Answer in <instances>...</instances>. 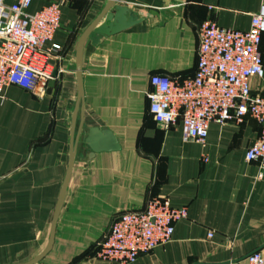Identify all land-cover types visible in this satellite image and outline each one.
Listing matches in <instances>:
<instances>
[{"label": "crops", "instance_id": "1", "mask_svg": "<svg viewBox=\"0 0 264 264\" xmlns=\"http://www.w3.org/2000/svg\"><path fill=\"white\" fill-rule=\"evenodd\" d=\"M14 0H5L7 4ZM50 0H32V13ZM107 0H67L51 50L54 78L37 97L14 84L0 101V264H24L46 248L68 168L77 100L76 47ZM264 0H117L136 22L87 37L82 49V111L75 160L49 250L35 264H116L95 258L114 216L152 196L187 207L169 242L128 264H246L264 252V169L245 152L260 125L210 123L205 144L183 141L180 125L149 112L150 76L181 81L197 64V28L246 30ZM211 7V8H210ZM103 17L98 26L107 25ZM260 52L264 62V33ZM90 129L107 130L116 149L92 152ZM204 157L207 159L204 161ZM212 236L208 237V232Z\"/></svg>", "mask_w": 264, "mask_h": 264}, {"label": "built area", "instance_id": "2", "mask_svg": "<svg viewBox=\"0 0 264 264\" xmlns=\"http://www.w3.org/2000/svg\"><path fill=\"white\" fill-rule=\"evenodd\" d=\"M31 1L7 4L0 0V101L8 84L42 97L47 82L54 78L47 60L51 50L59 46L44 49L43 44L60 27V7L67 0H50L30 13ZM263 33L264 4L252 13L249 27L243 31L218 26L210 19L202 21L197 28L193 75L177 81L161 73L151 74L146 91L150 114L163 128L179 123L183 141L195 140L202 145L210 123H241L250 117L260 125V131L246 149L245 159L257 161L264 169ZM186 217L187 207H174L168 198L152 196L142 208L113 217L107 233L96 243L95 258L132 263L139 254L169 242L174 224ZM246 261L264 264V252H252Z\"/></svg>", "mask_w": 264, "mask_h": 264}, {"label": "water", "instance_id": "3", "mask_svg": "<svg viewBox=\"0 0 264 264\" xmlns=\"http://www.w3.org/2000/svg\"><path fill=\"white\" fill-rule=\"evenodd\" d=\"M116 1L117 0H107L104 8L101 11V13L96 17V19L81 34L79 41L77 43V47H76L77 100H76V105H75L73 118H72V140H71V149H70V158H69L68 168L66 171V175L64 178V182L62 185L60 196H59V199H58V202L56 205L54 219H53V223H52V231H51V235H50L48 244H47L46 248L43 250V252L41 253V255H39L38 257H36L32 261L24 263V264H35L49 250V248L52 244L55 222H56L59 210H60L61 205H62L63 200H64V196L66 193V188L68 185L72 166H73V163L75 160L76 146L78 143L79 134H78V132L76 134H74V125H75L77 114L78 113L80 114L82 111V96H83V94H82L81 71H82V49H83L84 41L89 36L95 38L97 35H100V34H109L112 32H116V31L124 29V28L132 25L134 22H136L133 18L126 17V12H127L126 8L116 7L114 9V12L110 11V9L114 6ZM103 17H105L106 20L108 21L107 25L98 26L99 21ZM85 143L90 147L92 152H97L100 150H111V149L113 150V149L117 148L114 137L107 130L99 132L97 129H90L89 133L85 139ZM255 251H257V250H255ZM252 252H254V251H252Z\"/></svg>", "mask_w": 264, "mask_h": 264}, {"label": "trees", "instance_id": "4", "mask_svg": "<svg viewBox=\"0 0 264 264\" xmlns=\"http://www.w3.org/2000/svg\"><path fill=\"white\" fill-rule=\"evenodd\" d=\"M263 59V58H262Z\"/></svg>", "mask_w": 264, "mask_h": 264}]
</instances>
